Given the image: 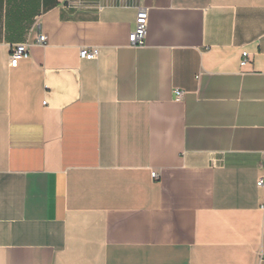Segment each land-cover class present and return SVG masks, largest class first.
<instances>
[{"label":"crops","instance_id":"crops-1","mask_svg":"<svg viewBox=\"0 0 264 264\" xmlns=\"http://www.w3.org/2000/svg\"><path fill=\"white\" fill-rule=\"evenodd\" d=\"M260 178L264 0H0V264H264Z\"/></svg>","mask_w":264,"mask_h":264},{"label":"built area","instance_id":"built-area-1","mask_svg":"<svg viewBox=\"0 0 264 264\" xmlns=\"http://www.w3.org/2000/svg\"><path fill=\"white\" fill-rule=\"evenodd\" d=\"M147 26H148V10L146 8H142L137 16L136 21V29L130 34L129 40L133 46H143L145 44L146 35H147ZM47 41V36L45 34H40L38 37V43L44 44ZM29 56V43H19L12 47L10 54V64L13 67H16L19 64V61L22 58ZM81 56L87 59H95L98 56L97 49H89L83 48L81 50ZM249 61L248 52L243 53L242 64H246ZM182 90H176V94L178 98H181L183 95ZM154 177L157 176V173L152 172ZM259 185L264 184V178H260L258 181ZM263 257L264 254L262 253Z\"/></svg>","mask_w":264,"mask_h":264}]
</instances>
